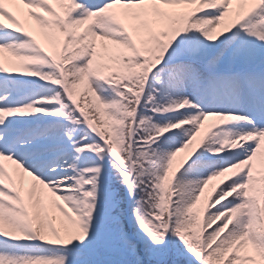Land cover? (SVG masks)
Returning <instances> with one entry per match:
<instances>
[{
	"label": "snow or ice",
	"instance_id": "obj_1",
	"mask_svg": "<svg viewBox=\"0 0 264 264\" xmlns=\"http://www.w3.org/2000/svg\"><path fill=\"white\" fill-rule=\"evenodd\" d=\"M0 264H264V0H0Z\"/></svg>",
	"mask_w": 264,
	"mask_h": 264
},
{
	"label": "rangeland",
	"instance_id": "obj_2",
	"mask_svg": "<svg viewBox=\"0 0 264 264\" xmlns=\"http://www.w3.org/2000/svg\"><path fill=\"white\" fill-rule=\"evenodd\" d=\"M92 2H95V0H92Z\"/></svg>",
	"mask_w": 264,
	"mask_h": 264
}]
</instances>
